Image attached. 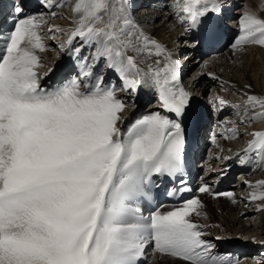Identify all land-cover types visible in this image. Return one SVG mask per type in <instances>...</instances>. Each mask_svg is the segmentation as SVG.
<instances>
[{
  "label": "snow or ice",
  "instance_id": "snow-or-ice-1",
  "mask_svg": "<svg viewBox=\"0 0 264 264\" xmlns=\"http://www.w3.org/2000/svg\"><path fill=\"white\" fill-rule=\"evenodd\" d=\"M176 7L193 23L209 11L205 0H183L182 5L177 0ZM73 12L78 20L69 45L77 36L95 42V58L107 59L125 89L150 78L162 106L177 114L183 111L189 93L179 86L178 62L170 54L163 68L140 69L139 54L159 56L166 49L134 23L126 0H76ZM240 24L244 34L237 44L250 38L264 44V19L245 12ZM38 26L36 17L20 20L0 51V264H138L150 241L154 253L191 264H230L210 255L212 246L188 219L201 206L198 199L149 216L138 215L129 203L154 173L180 170L181 125L157 112L123 132L118 122L125 103L102 80L88 86L73 78L54 91L41 89L34 70L40 66L34 50H44ZM257 33L261 39H255ZM84 68L90 66H82L81 76L87 80L92 72ZM248 104L264 109V98L249 96ZM261 117L264 111L249 119ZM251 135L246 151L264 154V131ZM257 184L264 185V180ZM199 190L209 191L207 185ZM251 198L264 199V192Z\"/></svg>",
  "mask_w": 264,
  "mask_h": 264
},
{
  "label": "bare ground",
  "instance_id": "bare-ground-1",
  "mask_svg": "<svg viewBox=\"0 0 264 264\" xmlns=\"http://www.w3.org/2000/svg\"><path fill=\"white\" fill-rule=\"evenodd\" d=\"M240 1H242V8H239L240 15L237 17L236 21L240 22L245 12L254 15L258 19H264V0H244V2L243 0ZM75 3L76 1L74 4H72L71 8L67 7L69 11L65 12V10H62L59 12V20L50 22L52 23L53 27L59 29L62 33L66 32L65 34H68L76 27L78 16L73 12ZM176 4L177 0H154V2H151V0H126L128 12L134 23L138 25L139 29L142 30L145 35L156 40L166 49V52L159 56H148L146 53L139 54L137 56V61L142 72H147L149 65H151L154 70L157 67L163 68L164 64L167 63L169 54L172 60L177 61L179 59V54L185 50L187 51L185 44L183 43L187 34L185 33V26L183 25L184 19H181V17H185L186 13L182 11L178 13ZM180 4H183V0H180ZM137 7L138 10L136 9ZM177 14L179 15V18L176 20ZM161 16L163 22L160 26L155 27L153 22ZM81 41L82 38L80 42ZM97 47L98 45H95L96 51ZM34 51L35 53H39L40 55L44 56V59L38 62L39 65L45 64L46 62L55 59L52 53L40 52L39 49H35ZM153 52H155L154 48ZM129 53H131V55H137L133 52ZM188 54H191V56L195 55L194 57L198 56V52H196L194 49H189ZM188 54L186 57L189 56ZM102 58L104 59L105 57ZM250 58H253L252 63H249ZM156 61H160V64L157 65ZM191 62V58L185 61L188 66L192 67L193 63ZM204 64L206 65L205 73H207V75L202 73L204 71V68H202L204 67ZM34 70L39 75H41L42 66H39ZM199 70L200 72H198ZM258 70L260 71L259 77H262V72V78L264 79V44L256 46H236V48L227 46L224 51H220L217 54H213L211 57H207L201 65V68L197 69V72L192 74L191 78L187 79V86L191 90L195 91V93L197 90L205 91L207 86H211L214 94L217 95V101H220V99L227 101V103L223 105L224 107L238 100L244 105V111L245 106H247V112H245L242 117V119H245L246 121L243 124L245 126L244 129L247 131H259L263 128H256L255 126H262L264 124V119L253 124V127L251 128L248 123L249 118L252 117L256 111L262 110L251 109L252 106L248 104L249 96L264 98V83L261 85V87L259 86L260 89L262 88V90L259 91L258 89L257 91V75L256 79L255 77L251 76L253 72L256 74ZM46 72L47 71H45L41 76H44ZM114 72L115 75L118 76L119 80L124 82V80L121 79L119 73L116 71ZM163 76L164 73H161L162 83ZM263 79L261 80L263 81ZM262 81L259 83L262 84ZM155 87V84L150 78H145V82L138 85L136 90L143 88L144 90L148 89L152 91ZM131 95L133 96L135 94L132 93ZM253 108L261 107L256 105ZM128 113L129 108L125 107V110L121 113L122 119L120 122H118L119 128H121L123 119L128 115ZM241 116L242 114L237 116V123H239V118ZM258 119L260 118L254 120ZM228 145H231V143L222 145L218 149L220 151H223L224 148L231 149ZM215 150L216 149L213 148L211 153H213ZM208 163L209 165L213 164L212 161ZM262 180H264V171L251 179V186L247 193V200L241 196L242 191H239L237 195L239 201L235 209L232 207L229 208L226 202L222 201L226 200L223 197H218L217 199L206 197V202L203 203L201 200H203L202 198L206 194L201 195L200 202L202 204L199 210H196V212H199L200 214L197 215L195 212L194 220L197 222H203L210 227V239H214V236L231 238L230 231L237 230L238 232H242L245 230L250 233L248 236H251L252 238H248L247 240L245 239L246 241H233L235 243L231 244L236 246H250V249L253 251L259 250L260 248H258L259 246L257 245H259V242L261 241L264 242V212L262 211L264 210V199H252L251 197L253 193L259 195V193L264 192V185L257 184L258 181ZM231 197L233 198L235 196ZM249 199L252 200L249 202V204H247ZM262 247L263 246H261V248ZM226 251L230 250L228 249ZM163 258L174 264H187L183 262L182 259L175 258L173 256L161 255L154 252L150 255V263L161 264L160 259ZM244 264H264V260L256 261L255 259L250 258V260L246 261Z\"/></svg>",
  "mask_w": 264,
  "mask_h": 264
},
{
  "label": "rangeland",
  "instance_id": "rangeland-1",
  "mask_svg": "<svg viewBox=\"0 0 264 264\" xmlns=\"http://www.w3.org/2000/svg\"><path fill=\"white\" fill-rule=\"evenodd\" d=\"M237 1V3H239V4H241L240 6H238L237 7V9H239V8H242L241 6H242V1H240V0H236ZM245 1H247V0H245ZM151 2H154V0H151ZM243 2H244V0H243ZM74 4V3H73ZM137 10H138V7L136 8ZM240 10V9H239ZM64 11V10H63ZM66 11H68V10H65V12ZM136 11V10H135ZM133 13H134V11H133ZM263 15V14H262ZM161 18V19H160ZM160 18H158V19H156L154 22H153V24L155 25V27H158V26H160L161 25V23L163 22V19H162V16L160 17ZM183 43H184V41H183ZM185 44V43H184ZM189 50V49H188ZM188 50L186 51L187 52V54H188ZM185 51H183L184 52V54L186 53ZM224 51V50H223ZM183 52H181V54H179V57L183 54ZM222 52V51H221ZM186 54V55H187ZM186 55L183 57L184 58V60L186 61L188 58H189V56L188 57H186ZM194 56L195 55H192V57H191V63H193V66L191 67V73L189 74V76H187L188 77V79L189 78H191L192 77V74H194L195 72H197L196 70L197 69H200L201 68V65L203 64V62L206 60V58L207 57H209V56H207V57H205V58H201V60H199L198 62H194V60H195V58H194ZM257 57V56H256ZM182 58V59H183ZM190 59V58H189ZM196 61V60H195ZM253 62V58L251 59H249V63H252ZM195 64V65H194ZM206 65L204 64V67H202V68H204V71L202 72L204 75H207V73H205V71H206V67H205ZM198 72H200V70L198 71ZM258 72V73H257ZM256 72V74H255V72H253L252 73V77H255V79H256V75H257V85H256V89H257V91H258V89H259V91H261L262 90V88L260 89V87H261V85H263V83H264V79L262 78L263 77V75H262V72H261V76L262 77H259L260 76V71L258 70ZM201 73V74H202ZM202 74V75H203ZM260 78V79H259ZM252 79H254V78H252ZM261 79H263V81L261 80ZM260 81H262L261 83L262 84H260L259 82ZM258 83H259V85H258ZM260 86V87H259ZM209 87H211V86H207L206 88H205V90L207 89V88H209ZM211 89V88H210ZM197 92H203V91H198L197 90ZM251 109H254V110H258V109H262V108H251ZM261 111H264V109H262ZM256 113H259V112H256ZM262 119H264V117H261L260 119H258V120H254V122L252 123V126H253V124H255V123H258L259 121H261ZM242 139H238L237 141H235L234 143H231V145L232 144H236V147H237V145H239V144H241L242 143ZM206 197H208L207 195H204L203 196V200H201L203 203L204 202H206L205 200L207 199ZM211 198V197H210ZM218 198V197H217ZM217 198H212V199H217ZM224 198V197H223ZM222 201H224V202H226V204H227V206L229 207V208H236L237 207V205H238V201H234L233 200V202H232V200L230 199V197H227L226 198V200H222ZM234 203V204H233ZM202 204V203H201ZM236 211V210H235ZM263 212H264V210H262ZM218 212V211H217ZM263 217H264V213H263ZM250 233L249 232H247V231H242V232H238L237 230H232V231H230V236H231V238H232V241H244L245 239L247 240L248 238H252L251 236H248ZM245 240V241H246ZM232 243H235V242H232ZM164 260V261H163ZM160 263L161 264H174V263H171V262H168V260L167 259H165V258H163V259H160ZM183 262H185V263H187V264H191V263H189V262H186V261H184V260H182ZM149 264H152V263H149Z\"/></svg>",
  "mask_w": 264,
  "mask_h": 264
}]
</instances>
